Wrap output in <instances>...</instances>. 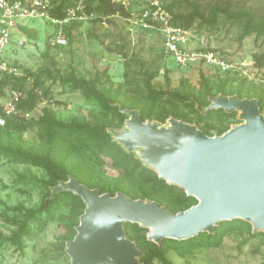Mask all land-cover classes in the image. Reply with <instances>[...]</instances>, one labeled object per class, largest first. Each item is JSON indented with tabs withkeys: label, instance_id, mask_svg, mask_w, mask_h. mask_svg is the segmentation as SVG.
Segmentation results:
<instances>
[{
	"label": "trees",
	"instance_id": "trees-1",
	"mask_svg": "<svg viewBox=\"0 0 264 264\" xmlns=\"http://www.w3.org/2000/svg\"><path fill=\"white\" fill-rule=\"evenodd\" d=\"M73 3L69 0H52L49 13L52 17L62 19L64 9ZM162 4L172 14V24L176 26L194 28L197 33L209 36L217 29L220 17L224 16L233 24H240L239 41L252 36L264 39V15L258 16L243 9L229 13L228 4L223 7L210 4L205 11L191 0H162ZM182 4L189 10L181 11L179 8ZM86 13L94 16V22H110L111 16L126 15L120 6L108 0H87ZM76 23L72 22L63 28V33L69 40ZM119 52L124 59V82L115 89L103 85L98 74L87 80L74 74L63 78L58 70H55V74L50 69L33 72L20 68L16 62L14 65L21 69L22 75H5L0 82L1 89L11 87L22 91L24 97L19 107L32 113L29 119L8 120L4 126H0V157L44 172L43 178L38 180L43 190L38 207L17 204L4 205L3 208L4 221L13 227L6 241L20 254L24 253L26 240L33 235L34 227L38 228L44 223L58 219L63 230L52 251L45 254L44 262L67 259L65 244L76 235L75 228L79 224L85 205L78 196L70 192H60L51 198V188L59 182L67 181L70 176L88 188L97 189L99 194L115 196L122 193L133 200L155 201L174 214L197 204V200L187 196L182 188L159 178L152 169L144 165L135 152L126 151L113 140L108 130L122 129L128 118L122 110H138L143 121L161 124L169 118L192 124L215 117L217 125L207 123L205 127L199 128L207 136L222 135L229 129V122L235 119L236 115L235 112L226 113L222 109L211 110L205 115L200 113L195 106L200 110L205 109L210 103V97L235 95L240 99H256L260 112H264L263 88H246L244 81L234 88L231 85L233 76L229 74H225L217 84H212L210 79L202 74L198 89L181 83L174 90H157L152 81L158 76L160 65L146 68L141 62L142 66L134 71L128 57L127 45H120ZM252 59L255 68L264 67V52L254 54ZM159 61L164 64L161 48ZM169 72L170 69H166L163 75L166 86L170 85ZM102 75H106V71H103ZM58 78L74 90L81 91L85 98H92L99 109L89 112L86 119L71 121L57 118L50 107H43L37 114L35 109L40 102V98L36 96L37 91L42 90L44 97H48L49 88L44 86L45 80L55 81ZM24 85H27V88H24ZM33 130L38 137L37 144H30L24 138L26 132ZM213 130L215 134H211ZM105 166L114 173L109 174ZM123 227L125 236L134 242L141 252V264H173L168 259L170 252L181 259H187L204 250L218 248L228 234L243 237L238 244L239 250L245 245H250L253 253L257 254L264 248V232H252L251 225L240 219L219 222L213 234L200 233L181 241L163 239L159 245L147 240V229L131 223H124ZM262 255L261 264H264V254Z\"/></svg>",
	"mask_w": 264,
	"mask_h": 264
},
{
	"label": "water",
	"instance_id": "water-1",
	"mask_svg": "<svg viewBox=\"0 0 264 264\" xmlns=\"http://www.w3.org/2000/svg\"><path fill=\"white\" fill-rule=\"evenodd\" d=\"M203 114L222 109L239 112L243 123L222 135L207 136L196 126L174 118L162 127L143 121L138 110H122L125 128L108 130L113 140L138 158L159 178L182 188L197 204L176 214L151 200L122 193L99 194L69 177L51 188L78 196L85 209L65 244L70 264H141V252L125 236L124 223L148 230L147 240H186L213 234L222 221L240 219L252 232H264V115L256 99L218 95L209 98Z\"/></svg>",
	"mask_w": 264,
	"mask_h": 264
},
{
	"label": "rangeland",
	"instance_id": "rangeland-1",
	"mask_svg": "<svg viewBox=\"0 0 264 264\" xmlns=\"http://www.w3.org/2000/svg\"><path fill=\"white\" fill-rule=\"evenodd\" d=\"M69 1L73 3L76 0ZM191 1L198 3L205 11L210 4H219L221 7L228 4L229 13L243 9L258 16L264 15V0ZM179 9L181 11L189 10L184 4ZM56 30V25L44 19L17 21L10 44L4 52L5 57L16 62L20 68L33 72H37L39 69H50L55 74V70H58L63 78L74 74L76 77L87 80L98 74L103 85L112 89L124 82V59L119 52V46L122 44L127 45L128 57L134 71H137L142 65L146 68L160 65L158 76L152 81L157 90L168 88L174 90L181 83L198 89L202 74L210 79L212 84H217L218 80L225 75L205 66L177 70L173 68V62H168L172 69L168 73L170 85L166 86L163 74L160 73L163 68L166 70L165 64L162 65L159 61L160 34L154 30H143L136 25H131L120 17H112L110 22H94V16H89L75 24L71 30L70 40L65 35L67 39L65 46L51 47L48 45V39L56 33ZM240 33V24H233L231 20L221 16L217 29L212 31L209 36L217 50L242 67V72L229 75L233 76L232 87L236 88L244 81L243 84L246 88L264 89V67L262 69L255 68L252 59L254 54L264 52V39L252 36L239 41ZM141 62L144 64L141 65ZM20 68L18 69L21 72ZM103 71H106V75H102ZM44 86L49 88L48 98L53 99L54 102L53 104L49 103L48 107L53 109L56 117L61 120L86 119L89 112L99 109L92 98H85L81 91L74 90L59 78L55 81L46 79ZM23 87L27 88V85ZM195 108L200 113L205 110H200L197 106ZM39 112L38 108L36 113L39 114ZM233 112L236 115L235 119L229 122L230 127L243 123V120L239 118V112ZM260 113L264 115V112ZM192 116L196 120V116L194 114ZM207 123L217 125L216 118L202 120L200 123L195 121L192 125L199 129L205 127ZM160 126L167 127L168 119L165 123H160ZM215 133L214 130L211 132V134ZM24 138L30 144L38 143L35 130L26 132ZM105 168L109 174L114 173L107 166ZM43 176L44 172L40 169L15 164L0 157V264H70L68 257L67 259L44 262L45 254L52 251L63 230L58 219L44 223L41 227H34L33 235L26 240L23 254H20L6 241L13 227L7 224L2 217L4 205L22 204L25 207H38L43 196V190L38 180ZM242 239L243 237L239 235L228 234L216 249L204 250L187 257V259H181L175 253L170 252L168 259L173 264H261L264 248H261L260 253L257 254L253 253L250 245H245L239 250L238 244Z\"/></svg>",
	"mask_w": 264,
	"mask_h": 264
},
{
	"label": "built area",
	"instance_id": "built-area-1",
	"mask_svg": "<svg viewBox=\"0 0 264 264\" xmlns=\"http://www.w3.org/2000/svg\"><path fill=\"white\" fill-rule=\"evenodd\" d=\"M108 1L120 6L126 13L123 17L118 15L111 17H120L131 25L143 30H154L160 34L161 53L166 69H172L168 62H173V68L177 70L205 66L229 75L242 72L241 66L213 46L210 36L197 33L194 28L185 29L172 24V14L163 6L162 0ZM86 2L87 0H76L73 5L64 9V17L57 19L49 13L52 9V0H0V82L5 75H22L14 62L4 54L17 21L44 19L56 25V33L49 37L48 45L65 46L67 39L63 28L72 22L89 18L86 13ZM160 73L164 75L165 68L160 70ZM28 81L31 82L30 79ZM23 95L18 89L0 87V126H4L8 120L31 117L32 113L19 107ZM36 96L40 98V102L35 112L38 108L41 111L43 107H48L49 103H54L53 99L44 97L42 90H38Z\"/></svg>",
	"mask_w": 264,
	"mask_h": 264
}]
</instances>
